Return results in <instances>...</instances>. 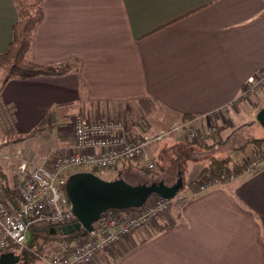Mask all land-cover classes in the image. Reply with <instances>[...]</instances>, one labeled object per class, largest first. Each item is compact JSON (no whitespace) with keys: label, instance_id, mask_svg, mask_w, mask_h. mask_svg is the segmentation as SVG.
I'll return each mask as SVG.
<instances>
[{"label":"crops","instance_id":"1","mask_svg":"<svg viewBox=\"0 0 264 264\" xmlns=\"http://www.w3.org/2000/svg\"><path fill=\"white\" fill-rule=\"evenodd\" d=\"M42 8L28 58L75 69L3 84L0 69V123L13 134L52 123L48 158L73 142L66 125L80 113L118 118L131 133L140 131L139 116L157 127L153 115L168 112L170 123L172 114H189L191 124L209 120L219 132L222 110L264 67V0H42ZM17 18L13 0H0V52ZM262 95L264 87L245 100L264 105ZM185 140L180 134L176 146L191 148ZM194 147L185 153L197 165L184 173L181 204L88 264H264V162L243 170L256 148L225 152L239 170L234 180L198 192L189 183L209 161Z\"/></svg>","mask_w":264,"mask_h":264},{"label":"built area","instance_id":"2","mask_svg":"<svg viewBox=\"0 0 264 264\" xmlns=\"http://www.w3.org/2000/svg\"><path fill=\"white\" fill-rule=\"evenodd\" d=\"M261 87H264V67L246 78L237 98L245 99ZM190 121L174 123L173 129L179 128L192 144L216 133L217 127L213 123L194 127ZM139 129L138 133L127 132L118 118L90 120L80 113L72 120L73 142L60 148L54 156L33 163L22 157L21 148H18L15 156L20 160L18 168L21 175L15 183L19 199L17 206L12 208L0 191V253L7 250L19 251L22 255L32 252L45 264H88L97 253L112 249L135 229L163 215L172 202L181 204L184 197L175 194L171 198L152 196L138 208H108L101 212L85 235H78L70 243L68 249L63 241H58L49 254L35 252L28 243L30 231L40 225L61 226L76 221L65 192L72 167L89 164L107 169L141 157H144L146 167H154V161L145 156V148L155 139L163 137L165 131L150 133L144 121L140 122ZM261 162H264V155H257L244 163L243 170L252 171ZM224 175L225 178L220 179L201 173L193 183L198 192H203L233 181L236 173L228 166Z\"/></svg>","mask_w":264,"mask_h":264},{"label":"rangeland","instance_id":"3","mask_svg":"<svg viewBox=\"0 0 264 264\" xmlns=\"http://www.w3.org/2000/svg\"><path fill=\"white\" fill-rule=\"evenodd\" d=\"M0 69L3 71L4 74L6 73V70H4L3 68ZM262 106V103H249L245 99L237 98L226 110H222L226 114L219 122L221 124L219 126L221 128V131L218 132V135H222V140L226 139V135V144L229 146L233 145V142L234 144L238 142V138L243 134L250 135L251 137L264 136V130L258 124L255 117L256 112ZM166 114L165 117H163V115L161 114L153 115L150 117L152 122L158 123L155 124L156 126L158 125L157 127L152 125L147 117L139 116L140 120H143L145 123H147L150 133H158L159 130L165 131V135L163 137H161L160 139H155L145 148V151L148 156H150L154 161V167L152 169L146 167V165L141 162L142 160L137 159L135 161H124L118 163L114 167L107 169L95 168L89 164H81L72 167L69 171V174L71 175L83 172L94 173L95 175L104 180L122 178L125 182L130 183L132 185H137L140 183L151 184L153 182L157 183L159 181H162L169 185L175 183L180 176L182 177V186L177 191L178 194L176 193L177 195H179V193H182L183 188L187 186V181L190 177L189 174L184 173L189 169V166L191 168H194L197 164L193 162L195 160H192L194 159L192 158V155H195L194 153H192V155L190 156L188 154H185L186 152H191V148H188L186 144H179L178 146H176L177 144H175L179 135H182V131L179 128L173 129L175 127L174 123L179 124L183 121L176 120L171 121L169 123L167 119L169 113L167 112ZM145 119H147L148 122ZM1 122L3 123V121ZM209 122V120H205V124H209ZM1 126L3 125L0 123V135H2L0 137V175L5 174L9 183L13 187H15V183L19 181L21 175L20 170L18 168L20 160L15 156V152L17 151V149L21 148L22 157L27 158L33 163H36L46 157V155H44L46 154V152L44 151L46 150V148H49V146H54L56 142V136L54 138L52 135V123H44V125L42 126L43 129L37 128V130L30 134H13L11 132L4 133V131L7 130L4 126V128ZM66 126H71L72 128V119L71 121L67 122ZM193 126L199 127L200 125L193 124ZM13 135H25V137L13 139ZM206 143H211L210 137L206 136L203 140H201V142L197 143L196 145H193L192 147L195 146L194 148L200 150L201 153L202 145H207ZM250 145L251 144H249L248 146ZM262 145L264 149V143ZM248 146L246 145L241 149L228 147L226 151L228 152L230 150H243L245 147ZM204 156H208V154H205ZM38 158H40V160ZM37 228L40 229V226H38ZM41 231V229L40 231H38L39 233H41V235L35 234V239H33L31 243H33L35 248L39 247L38 251L40 253L49 254V248H51L53 244H46L48 242V240H46L47 237H45L43 235L44 233ZM44 244L47 247L43 250L40 246ZM15 253L19 254V251H15ZM22 257L19 263L17 264H24V259ZM34 260H36V258H34Z\"/></svg>","mask_w":264,"mask_h":264},{"label":"trees","instance_id":"4","mask_svg":"<svg viewBox=\"0 0 264 264\" xmlns=\"http://www.w3.org/2000/svg\"><path fill=\"white\" fill-rule=\"evenodd\" d=\"M13 2L17 10L18 18L12 24L11 39L6 50L0 52V68L6 70L1 83H5L9 78H31L40 75L58 76L74 70V65L67 61H64L60 64H50L39 63L28 58L27 53L31 46L34 28L44 16L42 0H13ZM171 118L173 121H189L193 118V116L189 114H172ZM35 130H37V128L30 133L34 132ZM218 130L219 128L217 127L216 133L211 135L210 144L206 143L207 145H202V152L204 155L208 154L207 157L209 162L204 165L201 173H209L210 175H214V177L216 176L220 179H224L226 167L230 166L231 164L230 157L227 154H224L225 152H227L226 149H228V147L241 149L249 143L254 145L257 155H264V149L262 147V144L264 143V136L251 137L250 135L243 134L238 138V142H236L235 144L233 142V145L229 146L226 144L227 139L222 140L219 137ZM24 137L25 135L12 136L13 139ZM187 143H189V145H196L190 143L189 141H187ZM232 171L237 173L239 170H235V168H232ZM189 184L193 185L198 191V188L194 185L193 180ZM0 191L12 208L17 206V204L19 203V199L16 193V189L9 183L5 174L0 175ZM40 229L42 230L41 232L44 233L43 235L47 237L46 240H48V242L46 244H53L51 246L52 250L56 248L58 241H63L68 249L70 247V243L74 239H76L78 235H80V232L63 234L59 229V225H40ZM40 229L36 227L34 230H32L33 232L30 231V235L28 236L29 244L33 239H35V234L41 235V233L38 232L40 231ZM30 245L35 252H39V247L35 248L33 243H31ZM40 247L44 250V248H46L47 246L44 244ZM22 256V258L26 262L25 264L32 263L34 261V258H36V256L32 254V252H28V254H23Z\"/></svg>","mask_w":264,"mask_h":264},{"label":"water","instance_id":"5","mask_svg":"<svg viewBox=\"0 0 264 264\" xmlns=\"http://www.w3.org/2000/svg\"><path fill=\"white\" fill-rule=\"evenodd\" d=\"M256 120L264 130V105L256 112ZM182 186V177L175 183L166 184L162 181L151 184L132 185L122 178L104 180L94 173L71 174L65 184V192L71 204L76 221L59 226L63 234L80 232L85 235L101 212L110 209L138 208L150 196L158 195L173 197ZM22 254L13 250L0 253V264H17Z\"/></svg>","mask_w":264,"mask_h":264}]
</instances>
